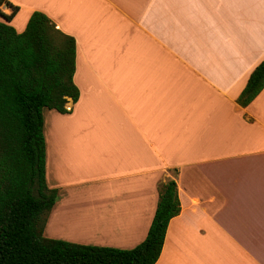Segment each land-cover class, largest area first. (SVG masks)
Wrapping results in <instances>:
<instances>
[{
    "label": "crops",
    "instance_id": "obj_1",
    "mask_svg": "<svg viewBox=\"0 0 264 264\" xmlns=\"http://www.w3.org/2000/svg\"><path fill=\"white\" fill-rule=\"evenodd\" d=\"M76 41L70 113L44 110L45 236L132 249L159 185L181 212L156 264H264V89L238 103L264 59V0H4ZM0 22L4 19L0 16Z\"/></svg>",
    "mask_w": 264,
    "mask_h": 264
},
{
    "label": "trees",
    "instance_id": "obj_2",
    "mask_svg": "<svg viewBox=\"0 0 264 264\" xmlns=\"http://www.w3.org/2000/svg\"><path fill=\"white\" fill-rule=\"evenodd\" d=\"M4 0H0V5ZM0 10V264H156L170 221L181 212L175 180L159 185V202L146 239L132 249L82 245L45 236L59 189L47 181L44 110L70 113L76 41L45 14L34 12L19 33ZM264 89V59L238 103L248 106Z\"/></svg>",
    "mask_w": 264,
    "mask_h": 264
},
{
    "label": "built area",
    "instance_id": "obj_3",
    "mask_svg": "<svg viewBox=\"0 0 264 264\" xmlns=\"http://www.w3.org/2000/svg\"><path fill=\"white\" fill-rule=\"evenodd\" d=\"M66 108H67L68 110H71V108H70V107H68V106H66Z\"/></svg>",
    "mask_w": 264,
    "mask_h": 264
}]
</instances>
